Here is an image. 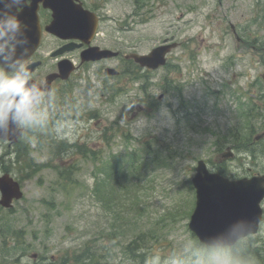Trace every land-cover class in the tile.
Segmentation results:
<instances>
[{
	"label": "rangeland",
	"instance_id": "rangeland-1",
	"mask_svg": "<svg viewBox=\"0 0 264 264\" xmlns=\"http://www.w3.org/2000/svg\"><path fill=\"white\" fill-rule=\"evenodd\" d=\"M103 1L102 46H178L154 70L121 55L82 66L54 104L37 105L17 146L0 140V175L23 190L0 208V264H74L76 254V264H232L229 249L202 247L188 228L191 178L199 159L218 161L227 147L226 176L264 173V138L250 143L264 130V0ZM261 206L260 229L244 241L264 256Z\"/></svg>",
	"mask_w": 264,
	"mask_h": 264
},
{
	"label": "water",
	"instance_id": "water-1",
	"mask_svg": "<svg viewBox=\"0 0 264 264\" xmlns=\"http://www.w3.org/2000/svg\"><path fill=\"white\" fill-rule=\"evenodd\" d=\"M18 1L20 0H0V8L10 6L11 2L13 5ZM38 1L40 0H34V3ZM42 1L45 7L53 11V19L46 27L48 31L59 37L80 39H84L85 36L90 35V31H93V29L88 30L86 15L70 5L69 0ZM4 19L5 16L0 18V31L4 32V35L0 36V65L5 71H11L28 57L38 44L37 15L33 9L31 13H27L26 17L22 18L23 21L19 19L20 22L28 24L27 29L31 31L29 33H21L19 29L7 30L3 24ZM7 43L13 44L14 48H10ZM175 46L176 43L160 45L148 54L129 53L125 55V58H132L140 66L154 69L165 64V54ZM62 51L63 49L54 54ZM117 54L116 51L92 46L81 52V59L82 61L98 60ZM68 62L60 61V73L55 74L56 76L67 78L73 68ZM32 68L33 66L28 67L26 73L28 74ZM105 72L111 75L118 73L112 67H106ZM34 89L37 98L39 93L36 87ZM21 134L19 120L12 114H9L6 120L0 121L1 139L14 143ZM263 135L264 132L256 135L255 138ZM230 155L231 153L227 152L222 154V157L227 158ZM192 185L195 188L196 200L188 227L201 243L214 247L232 246L239 239L257 232L263 212L260 203L264 198V174L250 178L229 179L218 172L209 171L206 163L199 160L192 177ZM22 195L19 183L9 173L0 176V204L2 206L11 207L12 199H20Z\"/></svg>",
	"mask_w": 264,
	"mask_h": 264
},
{
	"label": "flooded vegetation",
	"instance_id": "flooded-vegetation-1",
	"mask_svg": "<svg viewBox=\"0 0 264 264\" xmlns=\"http://www.w3.org/2000/svg\"><path fill=\"white\" fill-rule=\"evenodd\" d=\"M30 2L31 0H26V2H24L23 4L26 5V3L29 4ZM68 3L74 6L75 8H77L79 11H82L81 8H83L84 10H87L88 13L86 14V25L89 31L92 30L94 26V19H95L96 20L95 30L90 31V35L85 36L84 39H77L73 37L60 38L48 32L45 29L46 25L51 20V10L43 7L41 3L38 4L37 15L39 19V33H40L39 46L21 64L24 66V69H27L28 67L34 65V68L28 74V81H27L29 85L36 87V89H38L40 93V97L35 101L33 105V108H32L33 114H36V113L39 114L38 110H36V107L42 100L44 101L46 105H48V107L54 104V98L51 96H53V93L56 92V90L60 87V83L65 82V80H62L60 78H55L51 81V87L49 88L50 91L47 92L45 90L46 87H49V84L47 83L45 84V78L57 70L59 61L69 60L75 64V69L70 74V76H72L73 73L77 69L81 68L82 66L86 64L102 62L104 60L116 58L120 55L122 56L123 54L122 52L118 50L119 55L116 57L103 58L98 61L82 62L80 59V53L82 50L86 49L88 46H99L101 48H107V47L102 46L100 43L103 39V35H102L103 31H101L100 22L103 20V17H105V14L103 13L104 1L103 0H69ZM76 5H79V7ZM22 8H23L22 4L17 5L14 8V12L17 15V17L19 16V13L22 10ZM21 26H23V23ZM45 39L49 40V44L51 46L45 51L44 56H43L42 52H43V46H44ZM66 47L69 50H65L61 52L60 54L53 56L55 51L61 50L62 48H66ZM47 64L50 66V69L46 73L42 74L39 69L46 66ZM20 66L15 71H18L20 69ZM104 67L102 68V70L104 69ZM0 208L3 209V207L1 206Z\"/></svg>",
	"mask_w": 264,
	"mask_h": 264
},
{
	"label": "clouds",
	"instance_id": "clouds-1",
	"mask_svg": "<svg viewBox=\"0 0 264 264\" xmlns=\"http://www.w3.org/2000/svg\"><path fill=\"white\" fill-rule=\"evenodd\" d=\"M3 24L10 31L18 30L20 27L18 17L12 14L6 16ZM3 35L4 32L0 31V36ZM27 81L28 74L23 65L14 74L0 71V121L6 120L9 114H12L21 124L34 119L31 109L36 98L35 89L29 86ZM213 264H229V261L216 260Z\"/></svg>",
	"mask_w": 264,
	"mask_h": 264
},
{
	"label": "trees",
	"instance_id": "trees-1",
	"mask_svg": "<svg viewBox=\"0 0 264 264\" xmlns=\"http://www.w3.org/2000/svg\"><path fill=\"white\" fill-rule=\"evenodd\" d=\"M247 110L248 111H246V115L250 114V108H248ZM244 114H245V112H244ZM231 135L234 138H236L237 140H239L236 133H232ZM236 142L237 143L235 144V147H237V149H240L243 147L242 141H236ZM68 146L69 145L67 143H64L63 145L58 147V151L63 150V149H67ZM211 164L220 173L227 174L226 166L224 164L219 163V162H217V163L211 162ZM97 189H99L98 186H97ZM139 239H141L140 236H138V241H139ZM136 243H137V241L132 239L131 244L129 246L131 247L133 244H136ZM229 251L231 253V259L234 263H237V264H258V263L263 264L262 261L264 260V256L260 254L258 247L252 248L250 243H248V241H246V242L244 240L238 241L233 247L229 248ZM81 255L82 254H80L79 257H81ZM90 258H92V257L90 256ZM93 263H94L93 259H90L89 264H93Z\"/></svg>",
	"mask_w": 264,
	"mask_h": 264
},
{
	"label": "bare ground",
	"instance_id": "bare-ground-1",
	"mask_svg": "<svg viewBox=\"0 0 264 264\" xmlns=\"http://www.w3.org/2000/svg\"><path fill=\"white\" fill-rule=\"evenodd\" d=\"M249 148V147H248Z\"/></svg>",
	"mask_w": 264,
	"mask_h": 264
}]
</instances>
